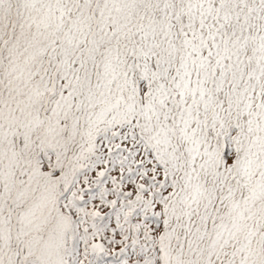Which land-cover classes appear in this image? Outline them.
<instances>
[{"label":"snow or ice","instance_id":"6c2138e0","mask_svg":"<svg viewBox=\"0 0 264 264\" xmlns=\"http://www.w3.org/2000/svg\"><path fill=\"white\" fill-rule=\"evenodd\" d=\"M0 264H264V0H0Z\"/></svg>","mask_w":264,"mask_h":264}]
</instances>
